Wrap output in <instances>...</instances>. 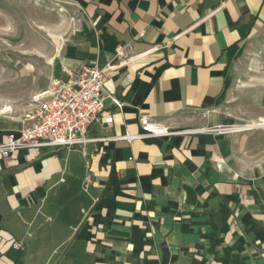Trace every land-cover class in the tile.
<instances>
[{"label":"crops","instance_id":"1","mask_svg":"<svg viewBox=\"0 0 264 264\" xmlns=\"http://www.w3.org/2000/svg\"><path fill=\"white\" fill-rule=\"evenodd\" d=\"M67 1L87 33L52 78L108 67L104 92L122 103L106 101L89 137L140 134L141 117L173 134L0 158V264H264V128L233 131L227 102L264 0ZM27 107L0 114V143Z\"/></svg>","mask_w":264,"mask_h":264},{"label":"rangeland","instance_id":"2","mask_svg":"<svg viewBox=\"0 0 264 264\" xmlns=\"http://www.w3.org/2000/svg\"><path fill=\"white\" fill-rule=\"evenodd\" d=\"M85 23L81 10L67 0H0V110L27 106L48 86L62 67L58 60L68 38L87 33ZM227 102L239 114L238 128L264 121V31L232 63ZM74 189L87 197L80 184Z\"/></svg>","mask_w":264,"mask_h":264},{"label":"built area","instance_id":"3","mask_svg":"<svg viewBox=\"0 0 264 264\" xmlns=\"http://www.w3.org/2000/svg\"><path fill=\"white\" fill-rule=\"evenodd\" d=\"M122 48H117L118 55ZM133 59V58H132ZM108 67L99 68L95 65L80 64L76 66L66 79L51 78L48 86L34 93L27 109L22 112L21 127L9 132L0 143V158L9 159L19 151H39L42 149L75 150L84 149L88 144L112 141H125L145 138H162L173 134L163 124L154 123L146 117L139 118L141 133H128L112 138H90L89 129L105 110V103L110 100L116 108L122 103L104 92V83L108 77ZM0 114L13 116L16 111L12 105H6ZM103 123L110 125L112 116L104 117ZM238 129L234 128V131ZM37 154L34 155V157ZM93 183L91 175H86L82 182L86 191ZM20 250L19 242L13 244Z\"/></svg>","mask_w":264,"mask_h":264},{"label":"bare ground","instance_id":"4","mask_svg":"<svg viewBox=\"0 0 264 264\" xmlns=\"http://www.w3.org/2000/svg\"><path fill=\"white\" fill-rule=\"evenodd\" d=\"M60 39V38H59ZM55 40V39H54ZM63 43V41H62ZM62 43L58 42L57 43V51L58 53L60 52V49L62 47ZM2 110V109H1ZM264 127V121H260L258 123H255V124H250L248 126H244V127H241V128H237L238 131H245V130H251V129H257V128H262ZM234 131V130H233Z\"/></svg>","mask_w":264,"mask_h":264}]
</instances>
